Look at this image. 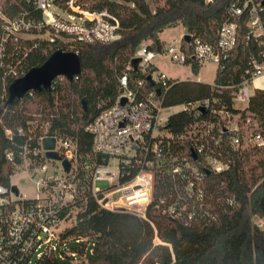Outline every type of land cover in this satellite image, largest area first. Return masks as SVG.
Masks as SVG:
<instances>
[{"label":"trees","instance_id":"1","mask_svg":"<svg viewBox=\"0 0 264 264\" xmlns=\"http://www.w3.org/2000/svg\"><path fill=\"white\" fill-rule=\"evenodd\" d=\"M249 0H77L76 5L91 12H107L118 22L120 39L111 43H86L65 33L45 27L54 41L49 39H24L13 45L17 53L9 60L19 59L25 72L44 64L57 51L76 52L80 56L81 73L78 78L65 79L55 89L50 87L35 91L21 99L9 101V86L14 81L0 67V183L11 185L14 173L12 164L6 160V152L13 151L18 159L20 146L32 131L37 135L69 137L76 141L79 154L90 162L104 159L93 151V135L86 130L100 111L115 102L120 92L119 78L127 72L131 86L143 81L141 91H155L164 107L190 105L198 101L211 100L205 113L196 109L179 110L169 116L166 128L173 135L182 134L198 121L215 120L211 110L222 107L223 102L232 107L231 95L237 86L248 77L247 70L253 60L264 62V35L256 37L248 26L249 11L253 5L259 10L264 29V0H251L241 16L233 14V7H243ZM1 12L13 19L21 13L42 21L43 12L32 0H0ZM238 24L237 44L224 61V68H217L213 84L195 80H154L151 86L140 71L128 69L136 51L146 43L149 50L163 52L165 41L160 34L166 27L182 24L186 35L180 42L190 55L196 40L215 43L218 31L226 23ZM2 20L0 19V27ZM27 55L24 57V51ZM12 50V49H10ZM14 58V59H13ZM194 74L198 75L202 65L190 61ZM157 70L154 66L152 72ZM6 85L7 98L2 99ZM160 90V92H158ZM144 96H139L143 98ZM86 99L84 108L82 100ZM248 111L264 123V90L257 89L252 96ZM41 114L40 118L34 115ZM35 123L37 126L31 124ZM47 126V127H46ZM23 128L24 135L17 130ZM6 129L14 131L11 140ZM27 135V136H26ZM186 146L181 143L171 148L172 155L184 156ZM230 167L224 172L207 177L208 195L216 204L224 197L234 198L238 206L230 212L217 211L213 222L186 224L162 215L153 205L149 206L146 218L127 212L101 209L89 198L90 175H80L74 207L76 223L65 229L62 238L88 237L92 251L86 264H264V232L252 224V216L264 217V149L248 148L229 151ZM156 173L155 199L170 194L172 185L168 178ZM70 208L59 212L64 219ZM158 240L160 243H156ZM87 242L75 248L79 254L85 251ZM64 264V262L53 263Z\"/></svg>","mask_w":264,"mask_h":264},{"label":"built area","instance_id":"2","mask_svg":"<svg viewBox=\"0 0 264 264\" xmlns=\"http://www.w3.org/2000/svg\"><path fill=\"white\" fill-rule=\"evenodd\" d=\"M32 1L43 12L42 21L26 13L8 19L0 9V67L5 71L6 78L8 76L15 81L27 73L19 59L9 60L19 57L13 56L19 51L11 47L28 38L53 42L54 37L47 29L44 31L47 26L86 43H111L121 37L117 20L113 22L115 19L107 12L83 10L76 5L77 0ZM250 2H245L243 7L234 6L233 14L241 16ZM62 11L64 14L57 17L56 13ZM249 14L251 34L256 37L264 35L255 5ZM237 36L238 24L235 21L226 22L219 29L215 43L198 39L190 55L181 44L168 45L163 52H156L149 50L145 43L133 58H141L138 71L146 78L148 75L153 77L154 59L158 56L168 57L179 64L215 62L217 68L223 69L224 61L237 44ZM18 50L24 51V57L27 55V49L19 46ZM261 55L264 57V52ZM128 69H133L130 63ZM263 72L264 62L253 60L247 70L248 77L234 88L231 95L232 107L237 112L221 102L222 107L211 110L217 116L215 120L195 122L177 135L169 133L166 128L169 119L167 111L173 107H164L155 91L143 94L142 80L131 86L129 75L124 72L119 78L120 92L115 102L102 109L86 126V130L93 135V151L102 156V162H90L88 157L84 159L72 138L45 132L39 136L32 131L20 146V163H17L13 151L5 154L14 169L11 179L19 173L17 171H23L33 185L34 195H24L19 188L16 194L12 182L11 185L0 183V264H53L70 257L71 264H80L81 254L77 251L61 252L60 245L71 240L87 242L88 237L62 238L66 229L62 228V223L71 216L80 193L78 183L83 173L90 175L89 198L108 211L127 212L146 218L147 209L153 205L162 215L193 224L216 221L219 209L226 213L234 210L238 203L232 197H224L216 204L210 200L207 172L212 175L227 170L231 162L229 151L264 149V123L248 111L254 95L250 84ZM164 77L166 75L160 73L159 78ZM74 78L77 79L78 75ZM65 79L66 76L59 75L49 87L55 89ZM34 92L29 91L25 95L31 98ZM6 98L5 85L2 99ZM123 99H126L124 103ZM238 104L243 106L238 107ZM210 105L211 100L206 99L176 107L196 109L201 113L200 107L209 110ZM34 116L40 118L41 114ZM35 123L37 121L31 122L32 126H37ZM17 133L24 135L25 131L19 128ZM6 134L13 140V130L6 129ZM44 137H55L53 151L60 156L59 160L46 157L47 150L42 143ZM177 143L189 145L184 156L171 154L172 146ZM64 161L69 162V170ZM156 173L164 179L167 177L172 185L170 194L157 199ZM96 182H107L108 185L102 188ZM64 208H70V212L60 219L59 212ZM251 219L254 227L264 232V217L253 215ZM89 244L91 242L88 241L84 253L88 248L92 251Z\"/></svg>","mask_w":264,"mask_h":264},{"label":"rangeland","instance_id":"3","mask_svg":"<svg viewBox=\"0 0 264 264\" xmlns=\"http://www.w3.org/2000/svg\"><path fill=\"white\" fill-rule=\"evenodd\" d=\"M64 10V9H63ZM64 14V11L60 13H56L57 17H61ZM186 30L185 27L182 24L172 26V27H166L163 32L160 34L161 40L166 42L165 47L168 45H179L181 40L185 37ZM168 44V45H167ZM154 63L158 66V69L153 72V78L155 80H159L160 73H164L168 79H178V80H196L199 78L198 81H202L204 83L212 84L216 77L217 72V64L215 62H207L204 65H202L200 69V73L198 75L194 74L191 66L189 64H179L174 61H172L168 57L158 56L154 59ZM264 90V75L261 76L259 79L252 81L250 84V87L253 91H256L257 87ZM238 107H242L243 105H237ZM181 110L178 107H173L172 109L168 110L167 114L170 116L173 113L178 112ZM20 170V169H19ZM17 175H15L12 179V186L15 185L21 193L24 195H27L29 197H32L34 195L33 192V185L31 184L28 177L23 174V171H17ZM96 185L106 188L108 183L107 182H96ZM80 211L78 208L73 207V210L71 212V216L67 221H64L62 223V228H67L72 226L76 223V217L77 213ZM90 240V238H87V242ZM156 243H160L158 240L155 241ZM84 244V241H67L64 244L60 245V251L61 252H67L71 253L72 251H75V248L80 247ZM89 247H91V244H89ZM59 251V252H60ZM90 254V250L86 251V253L81 254V260L78 261L80 264L87 263V256ZM65 263L71 264V257L65 258L63 260ZM139 264H147V260H142Z\"/></svg>","mask_w":264,"mask_h":264},{"label":"water","instance_id":"4","mask_svg":"<svg viewBox=\"0 0 264 264\" xmlns=\"http://www.w3.org/2000/svg\"><path fill=\"white\" fill-rule=\"evenodd\" d=\"M186 40H191V35H185ZM141 62L140 57H135L130 61V65L133 70L138 71V66ZM81 73V62L80 56L76 52H69L63 50H57L53 52L47 61L38 67L31 68L23 77L16 79L9 86V101L12 102L16 99H21L29 91H38L46 89L50 86L51 82L59 75H64L67 79L72 80L75 75ZM147 81L151 86L155 85L154 79L151 75L147 76ZM160 92V90H158ZM126 99H123V103ZM84 108L86 107V99L82 100ZM207 108L200 107L199 111L201 113L207 112ZM43 147L47 150L46 157L59 160L60 156L53 151L55 147V137H44ZM194 159L197 158L193 154ZM64 165L67 170L70 168L68 161H64ZM207 175L210 176L211 173L208 171ZM13 191L18 194V188L13 185Z\"/></svg>","mask_w":264,"mask_h":264},{"label":"crops","instance_id":"5","mask_svg":"<svg viewBox=\"0 0 264 264\" xmlns=\"http://www.w3.org/2000/svg\"><path fill=\"white\" fill-rule=\"evenodd\" d=\"M166 43V42H165ZM168 45V44H167ZM154 65H155V67L158 69V66L156 65V63H154ZM200 73V72H199ZM164 74V73H163ZM264 75V72L261 74V75H259L257 78H255L254 80H257V79H259L261 76H263ZM167 77V76H166ZM199 80V78H197L195 81H198ZM253 80V81H254ZM200 82H202L201 80H200ZM214 83V82H213ZM212 83V84H213ZM256 88V90L257 89H260V88H258V86L257 87H255ZM263 90V89H262ZM253 92H255V91H253Z\"/></svg>","mask_w":264,"mask_h":264}]
</instances>
